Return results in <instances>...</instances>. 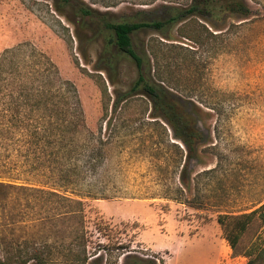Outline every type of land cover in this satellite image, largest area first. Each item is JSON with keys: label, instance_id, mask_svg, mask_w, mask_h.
Masks as SVG:
<instances>
[{"label": "rangeland", "instance_id": "rangeland-1", "mask_svg": "<svg viewBox=\"0 0 264 264\" xmlns=\"http://www.w3.org/2000/svg\"><path fill=\"white\" fill-rule=\"evenodd\" d=\"M76 1L94 9L96 18L89 21L69 9L59 15L51 0H0V56L32 73L53 64L60 77L74 85L88 130L94 138L109 141L104 164L83 179L95 187L92 195L104 189L113 196L83 199L86 252L100 254L101 264H112L115 253L108 255L101 246L120 241L130 245L133 255L156 264H245L251 243L264 236V224L254 220L232 250L217 219L249 213L264 203V0H245L251 16L227 19L221 31L189 18L172 27L170 40L152 29L131 37L138 54L145 50L156 57L155 80L156 75L172 79L184 97L207 113L199 123L206 136L197 145L200 162L190 163L188 190L173 164L170 173H153L146 151L136 146L153 134L160 144L158 155L177 161L169 144L177 141L168 128L164 135L161 128L147 124L149 101L137 95L127 100L125 109L112 113L115 92L127 91L136 78L134 65L122 61L114 86L94 71V65L108 34L101 32L98 20H160L165 14L162 6L184 7L189 0ZM101 79L108 94L107 117L112 118L109 130ZM3 143L1 169L11 173L4 177L48 182L30 170L34 162L26 143ZM64 211L45 205L42 215L47 217L40 232L27 233L51 251V264H72L69 251H81L79 223L63 217ZM22 221L12 231L3 228L7 239L23 237ZM124 260L120 257L117 264Z\"/></svg>", "mask_w": 264, "mask_h": 264}, {"label": "trees", "instance_id": "trees-1", "mask_svg": "<svg viewBox=\"0 0 264 264\" xmlns=\"http://www.w3.org/2000/svg\"><path fill=\"white\" fill-rule=\"evenodd\" d=\"M51 1L54 11L59 15L69 9L89 21L96 18L94 9L76 0ZM162 8L165 14L160 20L119 23L98 20L101 32L106 30L108 34L103 36L94 71L103 73L108 84L114 86L122 61L127 60L134 65L136 78L127 91L115 92L112 113L125 109L127 100L137 95L149 101L147 124L153 129L161 128L164 135L168 128L172 138L177 141V144L169 143L176 150L177 161L166 154L158 155L157 145L160 144L154 141L153 134L147 140L141 138L136 146L146 151L153 173H170L172 169L169 164H173L182 186L188 190L189 166L193 160L200 162L197 145L206 136L199 123L207 113L189 97H184V91L172 79L156 75L155 80L152 63L157 64L156 57L147 54L145 50L143 55L138 54L131 37L138 31L152 29L164 39L170 40L172 27L189 18H196L214 31H221L223 27L220 24L225 20L247 19L252 11L245 0H189L184 7ZM203 28L207 30L205 26ZM7 61L4 56H0V145H4L3 142L26 143L34 162L33 167L29 165L30 170L37 171L38 176L48 182L31 183L15 177H4L11 173L1 169L0 165V264L53 262L52 253L45 244L30 240L27 234L33 230L40 232L47 217L42 212L48 204L64 208L63 217L77 219L79 223L81 251H69L68 260L72 264H101L100 254L86 252L83 199H108L113 196L106 194L104 189H96L98 192L92 195L95 187L83 179L86 174H94L104 164L109 141L94 138L88 130L74 85L62 79L53 64L41 72L32 73L23 69L24 66L20 71L12 61ZM97 77L100 78V75ZM101 86L104 122L109 130L112 118L107 117L109 103L105 101L108 94L103 79ZM185 94L191 95V91ZM38 114L39 117H36ZM33 215L39 217L35 222L25 221ZM20 217L24 221L17 220ZM254 220L264 224V203L249 213L218 216L217 221L226 233L225 240L232 250ZM21 221L20 228L26 232L23 237L19 240L7 239L3 228L12 231ZM97 231L102 230L98 227ZM101 247L108 255L115 253L116 258L112 264H117L122 256L125 258L123 264H156L133 255L130 245L120 241ZM250 250L245 264H264V236L254 240Z\"/></svg>", "mask_w": 264, "mask_h": 264}]
</instances>
